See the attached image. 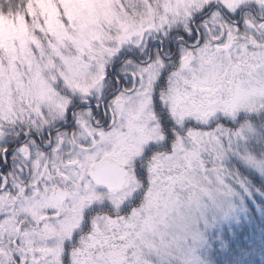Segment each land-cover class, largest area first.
I'll use <instances>...</instances> for the list:
<instances>
[{"label":"snow or ice","instance_id":"snow-or-ice-1","mask_svg":"<svg viewBox=\"0 0 264 264\" xmlns=\"http://www.w3.org/2000/svg\"><path fill=\"white\" fill-rule=\"evenodd\" d=\"M0 264H264V0H0Z\"/></svg>","mask_w":264,"mask_h":264}]
</instances>
